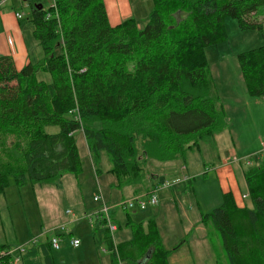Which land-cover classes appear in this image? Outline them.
<instances>
[{
  "label": "trees",
  "instance_id": "16d2710c",
  "mask_svg": "<svg viewBox=\"0 0 264 264\" xmlns=\"http://www.w3.org/2000/svg\"><path fill=\"white\" fill-rule=\"evenodd\" d=\"M54 2L50 18L42 6L32 9L43 57L17 71L0 56V197L11 179L21 188L80 173L77 130L92 163L106 153L117 187L135 188L147 160L198 150L227 126L205 56L226 40L225 18L264 41L255 20L264 0H151L141 30L134 19L112 27L103 0ZM239 62L249 95L264 99V44ZM39 72L50 82L38 80ZM244 180L249 204L239 207L225 193L203 222L219 233L228 264H264V158ZM128 226L131 240L114 247L108 237L111 264H168L172 251L153 219L146 228ZM20 264H54L50 242L30 247Z\"/></svg>",
  "mask_w": 264,
  "mask_h": 264
},
{
  "label": "rangeland",
  "instance_id": "374dc122",
  "mask_svg": "<svg viewBox=\"0 0 264 264\" xmlns=\"http://www.w3.org/2000/svg\"><path fill=\"white\" fill-rule=\"evenodd\" d=\"M129 1L136 12L135 18L143 24L138 26L141 30L152 10V2ZM52 2L22 0L12 10L22 15L25 25L32 27V9L40 4L48 11ZM255 20L264 28V11ZM224 26L226 40L205 50L227 124L221 132L201 141L198 150L188 149L173 160H147L140 184L135 188H118L106 153H101L99 161L93 164L83 134L77 130L73 141L80 173H65L50 184L27 182L21 188L10 180L5 195L0 197V247L31 246L37 240L36 246L61 234L60 248L52 250L54 264H111L106 225L95 226L96 223L90 224L86 218L100 208L93 198L101 195L111 207V219L118 228L113 245L132 239L129 223L146 228V222L153 219L164 249L172 251L175 247L174 251H180L175 258L178 262L228 264L219 233L203 221L222 204L225 193L236 194L239 202L249 204L244 173L257 167L264 158V99L249 95L239 56L260 48L264 41L260 32L241 30L231 17L225 18ZM37 78L50 82L49 74L44 72H39ZM45 131L54 134L58 128L48 127ZM132 190L144 199L156 190L157 204L142 211L124 212L114 208L132 198ZM61 226H65L63 231ZM72 239L80 241L79 247L71 245ZM102 249L107 252L103 253Z\"/></svg>",
  "mask_w": 264,
  "mask_h": 264
},
{
  "label": "crops",
  "instance_id": "0c3cea01",
  "mask_svg": "<svg viewBox=\"0 0 264 264\" xmlns=\"http://www.w3.org/2000/svg\"><path fill=\"white\" fill-rule=\"evenodd\" d=\"M24 1L26 0H23V2ZM103 1L109 24L112 27L120 24L126 19H134L138 26L143 25L135 18L136 12L132 9L129 0ZM21 2L22 0H11L0 7V56L11 58L17 71L28 64H36L43 57L40 46L33 38V27L25 25L21 21L23 17L17 19L14 10H12L14 6L20 5ZM1 8L3 10H1ZM245 189V195L248 197L247 188L245 187ZM131 195V197L137 196L135 193L133 194V190L131 191ZM233 197L237 206H244L242 201L239 202V200L235 198L236 194H233ZM95 226H98V224ZM175 249V247L172 249L168 258V264H184L175 260L178 255L177 253L180 252L179 250L174 251Z\"/></svg>",
  "mask_w": 264,
  "mask_h": 264
},
{
  "label": "built area",
  "instance_id": "2783aa9c",
  "mask_svg": "<svg viewBox=\"0 0 264 264\" xmlns=\"http://www.w3.org/2000/svg\"><path fill=\"white\" fill-rule=\"evenodd\" d=\"M11 0H0V7L4 6L6 3L10 2ZM56 12V4L53 0L52 5L50 6L49 10L47 11V18H50L52 16V13ZM56 15V13H55ZM15 17L17 19H21L22 15L20 13H15ZM263 149H264V143H263ZM93 201L95 203L100 204V208L88 215H86L87 220L90 224H101L104 223L107 227V231L110 234V240L113 242L114 233L118 230L117 225L113 223L110 215L111 207H108L102 196H94ZM157 196H156V190H152L150 193L147 194L146 198L144 199L142 196H134L132 198H129L127 200H124L120 202L116 207L124 212H128L129 210L138 209V210H145L147 206H155L157 204ZM67 214H70V212H67ZM60 229L63 231L64 227L61 226ZM62 236L61 234L57 235L56 237H53L49 240L52 250H58L60 248V244L62 242V239L59 237ZM37 241V240H36ZM36 241H33V245L27 246V245H18L13 247H0V264H20L22 257L26 254L27 250L30 247L35 246L37 243ZM71 245L74 248L79 247L80 241L76 239L71 240ZM115 247V245H114ZM103 253H106V249H102Z\"/></svg>",
  "mask_w": 264,
  "mask_h": 264
},
{
  "label": "water",
  "instance_id": "95a60500",
  "mask_svg": "<svg viewBox=\"0 0 264 264\" xmlns=\"http://www.w3.org/2000/svg\"><path fill=\"white\" fill-rule=\"evenodd\" d=\"M35 9H41V5H36Z\"/></svg>",
  "mask_w": 264,
  "mask_h": 264
}]
</instances>
